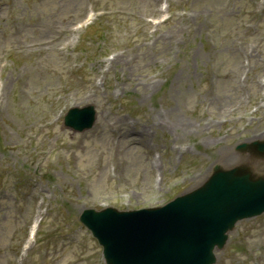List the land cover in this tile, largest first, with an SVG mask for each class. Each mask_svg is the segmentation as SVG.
Wrapping results in <instances>:
<instances>
[{
  "label": "rangeland",
  "instance_id": "rangeland-1",
  "mask_svg": "<svg viewBox=\"0 0 264 264\" xmlns=\"http://www.w3.org/2000/svg\"><path fill=\"white\" fill-rule=\"evenodd\" d=\"M65 9H67V8L64 7V8H63V11H64ZM174 107H175V104H174V106H173V110H174ZM162 111H163V109L158 110L159 114H162ZM159 114H158V115H159ZM173 116L176 117V118H182V117H181V110L179 109L178 112H177L176 114H173ZM90 150H91V151H90ZM90 150L86 152V155H87V154L90 155V156L92 155V154H91L92 149L90 148ZM84 157H86V156H85V155H80V160H81L82 158H84ZM99 175L103 178L104 175H105V174H104V171H99ZM97 188H99V186H97L95 189H92V192H95V191L97 190ZM101 188H102V187H101ZM97 192H98V191H96V195H99ZM1 221H4V222L7 224V222H6V221H7L6 216H3V215H2V216L0 217V224H1ZM0 236H1V229H0Z\"/></svg>",
  "mask_w": 264,
  "mask_h": 264
}]
</instances>
